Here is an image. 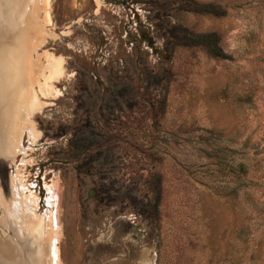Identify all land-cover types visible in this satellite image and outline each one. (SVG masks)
I'll use <instances>...</instances> for the list:
<instances>
[{
  "label": "rangeland",
  "instance_id": "1",
  "mask_svg": "<svg viewBox=\"0 0 264 264\" xmlns=\"http://www.w3.org/2000/svg\"><path fill=\"white\" fill-rule=\"evenodd\" d=\"M2 18L36 103L1 156L6 264H264V0H5Z\"/></svg>",
  "mask_w": 264,
  "mask_h": 264
},
{
  "label": "bare ground",
  "instance_id": "2",
  "mask_svg": "<svg viewBox=\"0 0 264 264\" xmlns=\"http://www.w3.org/2000/svg\"><path fill=\"white\" fill-rule=\"evenodd\" d=\"M3 1H5V0H0V7H1ZM7 8H8V6H7ZM11 16L12 15H9L8 17L11 18ZM15 19H16V17H15ZM12 20H13V18H12ZM17 20H19V19H17ZM1 21L2 22L0 23V119L2 117V113L7 114V116H9L10 125L5 127V128H4V125H0V129L2 131V134H1L2 139H0V155L2 154L1 156H3V155L6 156V155H11V153L13 152L12 144H11V142H12L11 141V133L16 132L18 119H20V116H21V118L23 117L22 116L23 113L29 114L31 111H33V108H36V103L34 101V96L29 95L27 97L24 94L25 92H23V90H21V87L23 85V84H21V82H22L23 78H22V80H21V77L18 78L17 82H15L14 79L12 80V78L8 79V77L10 76V72H12L11 70H13V68L11 69L12 66L17 65V70H18L19 76L21 75V71H23V68L25 69V65H23L22 62L24 61L26 56L24 53V49L19 46V41H18V38L20 36L22 37V34L25 31V29L21 28L20 31L17 30V32H14L15 30H13V27L11 25L3 22V18L1 19ZM7 21H9V20L7 19ZM20 26H21V24H20ZM12 35H14L15 38H13ZM17 54L19 56L18 57L19 60H18V63L15 64L14 62H15V57L17 56ZM47 61H48L46 63L47 65H46V67H44V69H47L49 71L51 68H54L57 72L54 74H59L61 72L60 71L61 68H60V64H59L58 60L53 59L50 56H47ZM17 83L19 85H17ZM15 85H17V87L14 89L16 92V93H14V95L17 96V94H18L19 98H16V97L8 98V96H7V98H5V95L7 92V91L5 92V90H8L10 92V91H12V87H14ZM20 107L23 109V113L20 112V109H21ZM20 188L28 190L27 187H25L24 185H21V184H20ZM12 194H11V196H12ZM17 195H18V192H17ZM31 197L34 198V201L31 203L32 206L37 207V202H36L37 197L33 196V195ZM12 211H13V209L10 210V212H12ZM21 222H23V220H21ZM51 223H53V222H51ZM21 224L24 228L27 227L25 225L26 224L25 222L21 223ZM29 227H27V228H29ZM54 252H55V250H54ZM8 254H9V252L7 250H4V251L1 250L0 251V257L2 258V261L0 262V264H6V261L4 259H6ZM52 260L53 261L55 260V263L57 264L56 257L54 259L52 258Z\"/></svg>",
  "mask_w": 264,
  "mask_h": 264
},
{
  "label": "trees",
  "instance_id": "3",
  "mask_svg": "<svg viewBox=\"0 0 264 264\" xmlns=\"http://www.w3.org/2000/svg\"><path fill=\"white\" fill-rule=\"evenodd\" d=\"M191 43H194V44H204L209 52L212 54V55H215L217 57H223V53H221L216 47H214L212 45V41L211 39L209 38V36H200V37H193L191 38Z\"/></svg>",
  "mask_w": 264,
  "mask_h": 264
},
{
  "label": "flooded vegetation",
  "instance_id": "4",
  "mask_svg": "<svg viewBox=\"0 0 264 264\" xmlns=\"http://www.w3.org/2000/svg\"><path fill=\"white\" fill-rule=\"evenodd\" d=\"M4 160H3V157H1L0 155V187L2 190L5 189L4 187L7 186V181L9 179L8 173H7L8 164L5 163Z\"/></svg>",
  "mask_w": 264,
  "mask_h": 264
}]
</instances>
